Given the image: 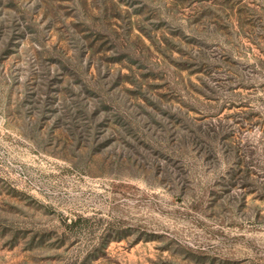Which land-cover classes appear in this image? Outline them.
<instances>
[{
    "label": "rangeland",
    "instance_id": "374dc122",
    "mask_svg": "<svg viewBox=\"0 0 264 264\" xmlns=\"http://www.w3.org/2000/svg\"><path fill=\"white\" fill-rule=\"evenodd\" d=\"M0 264H264V0H0Z\"/></svg>",
    "mask_w": 264,
    "mask_h": 264
}]
</instances>
